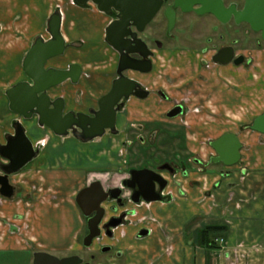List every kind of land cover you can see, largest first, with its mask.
I'll list each match as a JSON object with an SVG mask.
<instances>
[{
	"label": "rangeland",
	"instance_id": "obj_1",
	"mask_svg": "<svg viewBox=\"0 0 264 264\" xmlns=\"http://www.w3.org/2000/svg\"><path fill=\"white\" fill-rule=\"evenodd\" d=\"M92 9H87L85 20L94 22L96 27L97 17L91 13ZM188 21L191 27L187 30V34L192 36L197 24L201 21L194 14H190ZM206 21L216 25L211 18ZM84 27L87 25L77 22V29H80L83 33L82 37L88 40L87 47L84 45L82 50L78 47L69 49L68 52L71 50L70 57L68 60L61 58V62L67 60V63H70L72 59L78 60L87 68L90 77L86 78L79 87L71 86L69 83L64 84L58 89L57 95L59 92H66L68 100L73 98L75 101L76 91L80 89V92L82 90L86 92L84 96L81 95L85 97V103L92 100L91 104H94L93 99H97L99 95L110 88L112 83L110 80L115 76L117 56L106 39L102 41L103 51L98 50L90 55L89 47L94 41L91 38L96 36L95 27L92 26V30L84 29ZM88 27L91 28L89 25ZM221 31L222 29L217 33ZM200 33L197 31L196 35ZM216 34L208 31L204 36H214L217 39ZM236 38L240 40L237 43V49L244 52L245 46H249V39L244 36L243 32L237 33ZM189 44L178 45L174 48L188 50L192 48ZM192 52L177 51L170 55L166 51L160 52L156 63L158 66L156 75L151 81L156 84L154 86L157 88L163 85L169 95L185 105L186 113L182 116L169 118L165 115L177 102L164 104L156 100L140 105L139 119L138 121L134 120L137 124L145 126L148 133H139L136 130L130 137L125 134L108 135L89 144L80 142L73 137L57 136L53 140L52 137L48 138L50 145L45 149L49 151V162L44 161V165L27 168L23 176L27 180L37 178V180H42L40 182L43 184L46 180H58L57 183H54L56 188L49 187L47 184L44 186L42 194L44 196L42 202L45 204L44 215L35 220L37 221L34 222L36 231L33 221L30 219L31 221L28 220L26 223L27 218L23 214L0 211V234L6 240L8 246L6 248H15L16 246L22 248L25 246V242L40 247L41 242V245L45 246H41L42 248L59 252L73 246L77 240L82 239L83 235L80 234H82V225L85 220L76 201L79 192L85 186L98 180L107 186L117 185L121 182V178L128 175L130 168L138 166L142 162L148 164L145 159L138 158L141 155L144 158L152 159L153 156L150 154L153 153L152 148L148 149L152 140L155 142L157 156L168 155L165 152L187 151L189 158L202 159L204 164L199 166L201 170L193 173V176L202 180H216L222 172L230 173L227 179L236 175L237 178L244 180L249 178L253 172L262 170L255 166L258 165L260 155L256 151L264 147V134L253 131L251 126L255 118L264 112V56L255 52L257 67L250 68L247 64L232 65L226 68L214 67L211 72H206L199 67V54L193 50ZM53 60L56 59L52 58L50 61ZM165 66L170 67L166 68ZM234 85L235 87H233ZM96 91H98L97 94ZM132 104L129 107L133 110ZM73 105L78 106V104ZM130 112L131 110H129ZM127 116V114L123 115L120 128H125L126 121L128 122ZM130 116L132 117V113ZM23 120L26 125L30 124L28 119ZM226 133L237 134L244 144L242 161L231 168H223L221 164L214 165L209 162L210 158L216 154L211 143ZM142 137H145L147 142L142 143ZM131 140L134 141L133 144L124 143ZM159 150L160 153L157 152ZM51 151L58 154L57 159L55 158L53 161L50 160L51 154H53ZM53 170L55 172L58 170L59 175L52 174ZM211 172L218 173V176L209 175ZM181 179L182 177L179 176L178 180H172L170 186V190L173 191L177 200L180 194L176 181ZM218 180H224V178ZM36 186L43 187V185L37 184L32 187ZM31 199L32 197L29 198V206L27 205L28 210H33L30 204L35 203L34 200L30 201ZM166 201L169 202L170 199ZM2 202L4 200L0 198V203ZM168 202H155L142 208L136 207L138 214L133 217L134 226L129 228L128 234L130 235L133 229L149 228L153 236L152 242L155 240L156 244L164 245L165 241H168L164 225L165 212L170 208ZM36 233L40 242H36L34 239ZM19 242H22L21 245ZM127 242H124V245L131 246L130 242ZM22 256L0 248V264H11Z\"/></svg>",
	"mask_w": 264,
	"mask_h": 264
},
{
	"label": "flooded vegetation",
	"instance_id": "obj_2",
	"mask_svg": "<svg viewBox=\"0 0 264 264\" xmlns=\"http://www.w3.org/2000/svg\"><path fill=\"white\" fill-rule=\"evenodd\" d=\"M223 2L227 8L235 5L236 9L241 11L245 8L247 0H223ZM175 4L176 0H163L161 9L154 19L144 27V29H141V27L135 23H132V25L128 26L125 30L129 35L126 36L124 42V46H126L128 49L124 51V55L108 44L112 50L116 52L117 56L114 73L115 76L110 80L112 81L110 88L103 92L102 95H99L97 99H93L94 104H91L92 100L88 103H85V97H82L81 95L84 96L86 92L84 90L80 92V89L76 91L75 101L73 98L68 100L66 92H62L59 95L53 97V94L51 93L58 91V89L64 84L69 83L71 86L79 87L85 82L86 78L90 77V74L87 72V68L78 60H73L64 68L54 67L57 69L67 70L72 65H78L81 68V72L76 81H74L72 77L66 82L52 87L48 91V94L53 102H57L58 105L62 103L60 100H63L64 102L62 116L65 123H61L60 128H63L67 123V125H69L67 129L69 132L68 136L73 137L85 144H89L108 135L119 136L125 134L127 137H130L134 135L136 130L139 133H148L145 126L137 124L136 122L139 119L138 109L140 105L152 103L156 100L164 104L177 102L174 107L170 108L166 112L165 115L169 118H177L185 114V105L182 104V102H179V100L169 95L168 91L163 85L157 88L154 86L156 84L151 82L152 78L156 75V70L158 68L156 63L160 52L166 51L170 55L177 51L193 53V50L199 54L200 69L206 72H211L214 67L226 68L232 65L243 66L247 64L250 68L257 67L254 54L256 52V54L264 56V30H255L248 21H243L242 23L238 24L235 16H232L227 22L224 23L213 13L207 12L201 14L198 12V10L203 8V5L201 4L193 5L192 9L188 11H184L182 7L176 8ZM80 7L84 8L85 10L93 8L92 10H98L99 12H102L93 2H89L88 5L84 7ZM102 13L109 18V22L105 28L106 39L107 28L110 26V24L116 20H122V18H119L120 14L117 11H112L111 13ZM190 14L197 15L201 21L197 24L196 30L192 36L187 34V30L191 27V24L188 21ZM173 17H175V20L172 23L171 20ZM208 18H211L212 21L216 23V25L207 22L206 19ZM221 29L222 31L217 33V31H220ZM197 31H200L201 33L196 35ZM208 31L213 34L217 33V39L214 36H204ZM242 32L244 36L250 41V43H248L249 46H245L246 48L244 52H240L237 49V43H239L240 40H237L236 35L237 33ZM139 40H141L145 45ZM187 43H190L189 45L192 46L191 49L184 50L182 48H174L178 45L184 46V44ZM79 44L80 43L77 42L67 43L65 53L63 55L54 57V59L65 57L69 49L78 47ZM128 52L129 54H127ZM231 54H233L232 61L229 63H224L226 59L230 58ZM241 58H243V62L241 64H236V61ZM48 63L46 68H50ZM130 65L134 66V68H127ZM124 66H126V69H122ZM165 67L167 68L170 66ZM73 76L76 79V70L73 71ZM121 78H128L132 81L133 86L127 85L126 80L124 83L126 85H123V88L120 90L122 96L115 106V109L117 110L115 129L112 130L107 128L105 130L106 133L102 137L96 138L94 140L86 139L85 134L88 132H85L82 128H80L77 123L81 120H87V118H96L97 113L101 110L100 101L109 93H111L114 88L115 81ZM233 87H235V85ZM71 102H74L73 104L76 105L78 104V106L76 107ZM130 104L133 105V110L131 107H129ZM129 110H131L130 113H132V117L130 116ZM174 111L179 112L176 116H171ZM124 114L128 115V122L126 121L125 128H120V122ZM43 128L48 127L45 126ZM50 130L55 134L52 129ZM11 137L12 136H9V139ZM127 142L132 144L134 143L133 140L125 141L124 143ZM141 142H147L146 138L142 137ZM154 143L155 142H153V140L152 142L150 141V147L148 148H152L151 151L153 153H150L153 156L152 159L147 157L144 158L141 155L139 158L137 157L138 159H145L148 164L142 162L138 166H133L130 168L128 175L123 177L119 184L107 186L101 180H98L101 181L104 190L110 193V195L109 198L104 203H102V206L105 208V215L103 217L102 223L99 226V233L95 238H88L91 234L89 221L97 215V212H93L91 215L86 216L85 213L80 209L85 219L84 224L82 225V234H80L83 235L81 240H77L73 246L59 252H55L48 248H42L41 246L38 247L27 242H25V246L22 248H2L6 251L23 255L20 257V259L12 262L11 264H131L133 248L132 246H125L124 242L130 237L128 234L129 228L134 226V221L132 219L138 214L136 207L142 208L145 205H151L155 202L165 203L168 202L166 201L168 199H170L168 203L175 201V195L173 194V191L170 190V186L171 181L178 180L179 176H181L183 179L176 181L179 187V194L184 193L182 189L184 180H202L201 178L192 179L193 173L201 170L199 166L204 164L202 159L197 157L192 159L189 158V152L187 151H173L172 153L165 152V154L168 155L164 157L161 155L157 156L155 151L156 146H154ZM43 145L44 143H41L39 146L42 148ZM242 145L243 147L241 149L240 162L243 159L244 144L242 143ZM160 150L157 152L160 153L163 149L161 151ZM218 157L219 154L216 151L215 156H212L209 162L214 165L221 164L223 168H231L237 165L228 166L222 161L215 162L214 159ZM155 160L157 161L155 162ZM145 169L156 172L161 176V178L159 177L158 180V178L156 179V176H154V179L156 180H147V178L144 176H134L132 174L133 171H141ZM0 174H4L3 169H0ZM228 175H230V173L222 172L221 179L227 178ZM91 184L92 183L85 186L84 188H87ZM142 186L143 189L141 188ZM143 193L152 198H158L160 196L161 199L159 201H147ZM6 198L7 197L1 196V199L3 200ZM150 235L151 230L149 228L143 227L135 230L133 237L134 239L139 240L147 238Z\"/></svg>",
	"mask_w": 264,
	"mask_h": 264
},
{
	"label": "crops",
	"instance_id": "obj_3",
	"mask_svg": "<svg viewBox=\"0 0 264 264\" xmlns=\"http://www.w3.org/2000/svg\"><path fill=\"white\" fill-rule=\"evenodd\" d=\"M58 11L63 18L62 32L66 42L80 43L78 48L82 50L84 45H88V40L77 29V22L87 25L84 27L87 30H92L95 24L85 20L88 11L78 6L75 0H0V146L6 145L9 136L16 134L15 123L20 121L34 146L40 148L33 161L20 172L11 175L10 182L15 193L12 198H6L0 203V211L23 214L27 218L26 223L30 219L33 223L37 222L35 220L44 215V186L47 184L53 188L58 180H46L43 184L36 177L27 180L23 174L27 168L42 165L44 161L49 162V151L45 147L50 145L48 138L52 137L53 140L58 135L39 126L37 116L28 119L30 124L26 125L23 120L25 118L10 109L6 92L13 86L30 80L24 71V59L38 37L50 39L49 22ZM91 13L96 15L97 21L94 28L96 36L91 38L94 41L89 47L90 55L98 50L103 51L102 41L105 40V28L109 22V18L102 12L93 10ZM70 54L71 50L62 59L68 60ZM62 59L50 61L48 66L64 68L69 63L67 60L61 62ZM53 93L55 97L57 91ZM41 143L45 145L42 148L39 146ZM256 152L260 155L255 167L262 170L249 174L247 179L241 180L234 175L218 180L221 179L219 174L220 177L216 180H184V193L169 204L170 208L164 215L168 241L164 245H158L155 240L152 242V235L147 239L136 240L133 229L127 239L133 248L131 264H264V147ZM51 153L50 160L57 159V152ZM9 163V159L0 153V169L2 165ZM55 173L59 175L58 170H53L52 174ZM217 174L209 173L214 176H218ZM196 178L192 176V179ZM36 184L43 187L33 188ZM31 197L30 201L34 200L35 203L30 204L33 210H28ZM208 227H225L226 230L220 232L223 238L217 239L213 244L203 242L201 233ZM34 230H37L36 223ZM34 239L40 242L37 233ZM19 243L21 245L22 242ZM39 246L45 247L41 242ZM6 247V240L0 234V248Z\"/></svg>",
	"mask_w": 264,
	"mask_h": 264
},
{
	"label": "water",
	"instance_id": "obj_4",
	"mask_svg": "<svg viewBox=\"0 0 264 264\" xmlns=\"http://www.w3.org/2000/svg\"><path fill=\"white\" fill-rule=\"evenodd\" d=\"M89 2L96 4L98 9L105 13L119 12V18L122 20H116L110 24L107 28L106 41L123 55L124 51L128 49L124 46L125 38L129 35L125 29L132 23L144 29L154 19L163 4V0H75L76 4L83 7ZM195 4L203 5V8L198 10L199 13H213L224 23L235 16L238 24L248 21L255 30H264V0H247L245 8L241 11H238L235 5L227 8L223 0H176L175 7H182L184 11H188ZM174 20L175 17L172 18V23ZM48 32L50 39L45 40L43 37H38L24 59V71L30 80L8 89L6 95L10 102V109L20 117L32 119L37 116L41 127L46 126L52 129L56 135L65 137L69 135L67 130L69 125L66 123L63 128H60V124L65 123L62 116L64 102L60 100L62 102L60 105L53 102L48 91L72 77L76 81L81 68L78 65H72L67 70L54 67L46 68L50 59L63 55L67 48V42L62 33V15L59 11L52 15ZM232 59L233 54L224 63H229ZM242 62L243 58L237 60L236 64ZM127 68H134V66L130 65ZM122 69H126V66ZM74 70H76V79L73 76ZM126 80L127 85L133 86L132 81L128 78L115 81L111 93L100 101L101 110L97 113L96 118H87V120H81L77 123L80 128L88 132L85 134L86 139L94 140L102 137L107 128L115 129L117 120L115 106L122 96L120 90L123 85H126L124 84ZM178 112L174 111L171 116H176ZM251 129L264 133V113L254 120ZM15 130L16 134L10 139L8 138L7 144L0 146L1 156L9 159L10 162L1 166L4 174H0V194L7 198H12L15 193V188L10 182V176L23 170L40 152V148L35 147L27 136L20 121L15 123ZM212 146L219 154V157L214 159L215 162L222 161L228 166L240 162L243 145L237 134L227 133L214 141ZM132 174L144 176L147 180H156L157 178L159 180V177L161 178L156 172L148 169L133 171ZM141 188L143 189V186ZM109 195L110 193L104 190L101 181L92 183L77 195V204L86 216L97 212V215L89 221L91 234L88 238L90 239L95 238L99 233V226L105 215V208L102 203L109 198ZM143 195L147 201H159L161 199L160 196L152 198L145 193Z\"/></svg>",
	"mask_w": 264,
	"mask_h": 264
},
{
	"label": "trees",
	"instance_id": "obj_5",
	"mask_svg": "<svg viewBox=\"0 0 264 264\" xmlns=\"http://www.w3.org/2000/svg\"><path fill=\"white\" fill-rule=\"evenodd\" d=\"M225 230V227H208L201 233V239L205 243L213 244L217 239L223 238V234L220 235V232Z\"/></svg>",
	"mask_w": 264,
	"mask_h": 264
}]
</instances>
